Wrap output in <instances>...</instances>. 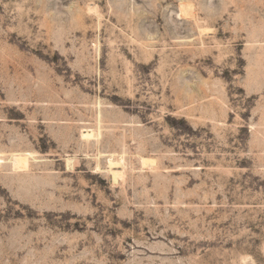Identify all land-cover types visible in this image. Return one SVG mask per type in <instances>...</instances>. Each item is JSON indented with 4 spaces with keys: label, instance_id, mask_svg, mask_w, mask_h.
<instances>
[{
    "label": "rangeland",
    "instance_id": "rangeland-1",
    "mask_svg": "<svg viewBox=\"0 0 264 264\" xmlns=\"http://www.w3.org/2000/svg\"><path fill=\"white\" fill-rule=\"evenodd\" d=\"M0 158V264H264V0H0Z\"/></svg>",
    "mask_w": 264,
    "mask_h": 264
},
{
    "label": "bare ground",
    "instance_id": "bare-ground-1",
    "mask_svg": "<svg viewBox=\"0 0 264 264\" xmlns=\"http://www.w3.org/2000/svg\"><path fill=\"white\" fill-rule=\"evenodd\" d=\"M100 131H101L100 129L98 131L95 129L94 130H88V131H85L84 133H82V137L86 142L99 141V138L102 135V133ZM123 157L121 159H119L118 161L116 160L117 162H115V163H114L113 159L109 160L110 167L111 168H114V166L125 167V160L123 159ZM33 158H35V156H33V154L26 153V152L25 153L24 152L19 153V154L17 153V154L12 155V157H11V170L13 171V173H27L28 171H30L31 161L33 160ZM143 160H144V162H146L145 159H143ZM1 164H2V159L0 158V167H1ZM144 164L147 165V163H144ZM111 172H112L114 181H118V180L123 178V174L121 173L122 171L118 172L115 170H111Z\"/></svg>",
    "mask_w": 264,
    "mask_h": 264
}]
</instances>
